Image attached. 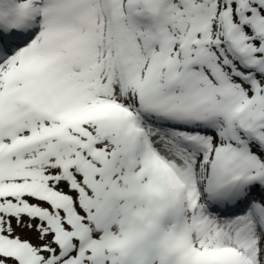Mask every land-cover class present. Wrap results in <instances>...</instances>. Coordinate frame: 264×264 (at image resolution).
<instances>
[{"label": "snow or ice", "instance_id": "snow-or-ice-1", "mask_svg": "<svg viewBox=\"0 0 264 264\" xmlns=\"http://www.w3.org/2000/svg\"><path fill=\"white\" fill-rule=\"evenodd\" d=\"M0 264H264V0H0Z\"/></svg>", "mask_w": 264, "mask_h": 264}]
</instances>
